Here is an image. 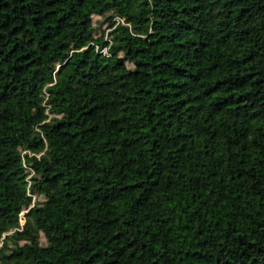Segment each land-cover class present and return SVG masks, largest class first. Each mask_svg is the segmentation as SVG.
I'll use <instances>...</instances> for the list:
<instances>
[{
    "label": "trees",
    "instance_id": "trees-1",
    "mask_svg": "<svg viewBox=\"0 0 264 264\" xmlns=\"http://www.w3.org/2000/svg\"><path fill=\"white\" fill-rule=\"evenodd\" d=\"M0 264H264V0H0Z\"/></svg>",
    "mask_w": 264,
    "mask_h": 264
},
{
    "label": "built area",
    "instance_id": "built-area-1",
    "mask_svg": "<svg viewBox=\"0 0 264 264\" xmlns=\"http://www.w3.org/2000/svg\"><path fill=\"white\" fill-rule=\"evenodd\" d=\"M102 52H103V53H106V49H103ZM24 155H28V156H30V157L32 156V155L29 154L28 152H23V153H22V159H23ZM22 214H23V213H21L20 217H22ZM20 219H21V218H20ZM22 225H23V220L21 219V220H20V226H22Z\"/></svg>",
    "mask_w": 264,
    "mask_h": 264
}]
</instances>
